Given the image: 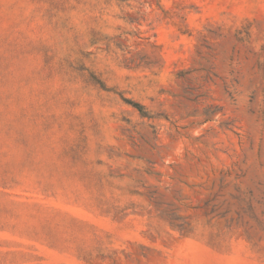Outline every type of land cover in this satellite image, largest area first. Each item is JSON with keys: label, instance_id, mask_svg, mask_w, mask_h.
Here are the masks:
<instances>
[{"label": "rangeland", "instance_id": "1", "mask_svg": "<svg viewBox=\"0 0 264 264\" xmlns=\"http://www.w3.org/2000/svg\"><path fill=\"white\" fill-rule=\"evenodd\" d=\"M0 264H264V0H0Z\"/></svg>", "mask_w": 264, "mask_h": 264}, {"label": "trees", "instance_id": "2", "mask_svg": "<svg viewBox=\"0 0 264 264\" xmlns=\"http://www.w3.org/2000/svg\"><path fill=\"white\" fill-rule=\"evenodd\" d=\"M132 106H134L136 109L140 110V106L137 104H133Z\"/></svg>", "mask_w": 264, "mask_h": 264}]
</instances>
